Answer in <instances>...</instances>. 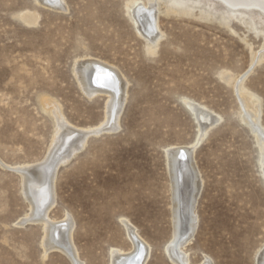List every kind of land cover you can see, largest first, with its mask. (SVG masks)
I'll return each instance as SVG.
<instances>
[{
    "label": "rangeland",
    "instance_id": "obj_1",
    "mask_svg": "<svg viewBox=\"0 0 264 264\" xmlns=\"http://www.w3.org/2000/svg\"><path fill=\"white\" fill-rule=\"evenodd\" d=\"M132 1L62 0L53 8L0 0V264H72L58 248L44 251L40 223H20L29 203L11 167L48 154L55 120L44 99L74 127L102 122L108 97L90 98L74 73L83 58L107 63L127 80L118 127L91 134L55 172L49 215H70L83 264H110L111 248H130L122 218L150 244L145 264H174L164 251L172 236L166 149L198 138L186 100L220 116L192 156L202 185L185 246L190 264L204 257L256 263L264 245V174L232 82L242 78L253 94L244 101L264 127V17L219 0H141L155 6L160 37L150 49L126 6Z\"/></svg>",
    "mask_w": 264,
    "mask_h": 264
},
{
    "label": "bare ground",
    "instance_id": "obj_2",
    "mask_svg": "<svg viewBox=\"0 0 264 264\" xmlns=\"http://www.w3.org/2000/svg\"><path fill=\"white\" fill-rule=\"evenodd\" d=\"M39 1L53 8L63 7L62 0ZM219 1L227 9L234 10L243 7L251 10L252 14L260 13L264 17V0ZM146 3L142 4L141 0H134L131 5L126 6L129 9L132 8L133 22L137 25L139 33L148 41V48L151 49L158 42L160 35L158 30L156 32L154 3L149 5ZM167 9L173 10L174 7L168 5ZM263 58L264 54H261L260 59ZM75 64L74 73L84 93L90 98L100 93L108 97L102 122L95 127H74L64 119L58 104L48 99L45 102L46 99H44V107L49 108L55 120V132L51 147L48 148L49 152L46 151L48 153L47 156L45 155L46 158L41 159L39 163L19 164L11 168L20 175L22 192L29 203V213L19 220L20 223L23 224L25 221L40 223L43 231L41 246L45 252L58 248L67 255L72 264H83L73 241L74 221L70 215L60 220H55L49 215V211L55 204V172L61 163L63 164L84 147L91 134L109 132L118 127V116L125 101L127 80L117 68L96 59H78ZM232 83L239 94L243 112L241 119L250 127L257 139L260 148V167L264 174V127L259 122L256 110L249 109L244 101L245 96L253 97V94L247 93L242 84V78L233 79ZM186 103L196 117L199 126L198 138L193 144L170 146L166 149L172 194V236L165 244L164 251L174 264H190L185 246L191 240L196 228L197 217L194 206L202 185L199 171L192 159L194 149L207 129L220 118L205 105L191 100H186ZM121 222L130 242V248L127 251L118 247L111 248L109 251L110 264H145L151 250L150 244L127 218H122ZM255 261V264H264V245L256 254ZM198 264H212V262L208 257H204Z\"/></svg>",
    "mask_w": 264,
    "mask_h": 264
}]
</instances>
